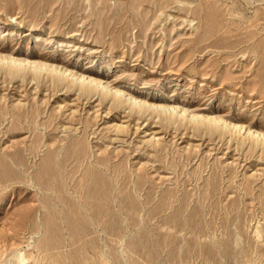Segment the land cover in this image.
I'll list each match as a JSON object with an SVG mask.
<instances>
[{
	"label": "rangeland",
	"instance_id": "1",
	"mask_svg": "<svg viewBox=\"0 0 264 264\" xmlns=\"http://www.w3.org/2000/svg\"><path fill=\"white\" fill-rule=\"evenodd\" d=\"M0 52L264 131V0H0ZM1 69L0 264H264L262 144Z\"/></svg>",
	"mask_w": 264,
	"mask_h": 264
},
{
	"label": "bare ground",
	"instance_id": "2",
	"mask_svg": "<svg viewBox=\"0 0 264 264\" xmlns=\"http://www.w3.org/2000/svg\"><path fill=\"white\" fill-rule=\"evenodd\" d=\"M1 68L4 69V71L9 72V75L12 74L14 77L16 76L17 78L19 75H21V78L22 77L25 78L27 75L29 76V74H32L37 79H41L42 77L45 78L47 76L48 78L50 77L53 80L52 83H54L55 85L57 84V85L61 86V85L66 84L68 89H70V90L73 89V92H74V89L78 88L81 96L90 97L93 95H101L103 97V99H105V101L107 98H109V99L111 98L113 100L112 101L113 106H116V107L128 106L129 109L136 114H137V112L141 113L142 115H146V114L155 115V114H157L158 117L162 118V116H164L167 118V120L178 121L181 125L186 124L189 126L192 125V126H196V127H207L210 131H213V130L217 131V130L222 129L225 131V133H228V134L234 133L235 135L242 136V137L246 138V140H252V142L256 141L257 143L262 144L263 145L262 147H264V131L255 130L252 127L248 126L247 124H243V123L238 122V121H230V120L223 118V116H219V115H216L213 113H206V112H200L197 110H191L189 107L179 105L176 102H168L166 100L162 101V102H157L153 98H150L148 96H140V94L138 95V93H134V92L130 93L129 91H125L124 89H121L120 87H115L110 81L107 80V78L105 76L98 75V74H92V73H88V72H82V70L79 71V70L72 68L71 66L67 65V63L63 64L61 62L45 61V60L44 61H42V60L34 61V60H30L28 58L17 57V55L15 56L14 54H10V53L8 54V53L0 52V69ZM24 78H23V80H24ZM141 114H140V116H141ZM164 121H166V120L164 119ZM179 123H177V124H179ZM174 124H175V122H174ZM196 127H195V129H196ZM193 130H194V127H193ZM197 130H200V129H197ZM210 131H208V133ZM231 136H233V135H231ZM235 138H239V137H235ZM244 141H243V143H244ZM50 157H51V159H49V160H50V167H51L50 172H51V174H50V172L48 173L49 168L46 170H47V174H50V176H51L50 177L51 183H54L53 185L64 184L63 182H61V180H62L61 177H63L62 173L66 171V163H67V161L65 160L66 157L60 158V156L58 154H53ZM67 158L69 159V157H67ZM21 159H22V157H21ZM23 161H24V159H23ZM12 162L14 163V162H16V160H13ZM12 165L14 166V164H12ZM1 166L2 165H0V167ZM7 166H10V165L7 164L6 167ZM46 166H45V168H46ZM48 167H49V165H48ZM10 170H7V172ZM13 170L15 171V169H13ZM92 171H93V169H92ZM42 173H43V171H42ZM44 173H45V171H44ZM86 177H88V176H86ZM91 178H92V176H91ZM93 180H92V182H94ZM99 184H98V186H99ZM62 186H61V188H62ZM91 186L94 187L93 184ZM91 186L89 185V190L91 189L90 188ZM61 188H59L57 191H55L56 189H53V190H54V192L59 194L60 195L59 198L61 200H63V202L68 204V206L70 207L69 213H66V214L74 215V217L79 216V214H82V212L79 211V208L77 206H79L83 203L78 201V202H73L70 205L69 200H66L65 197L63 196L65 193L66 187H64L63 189H61ZM100 188L103 190L102 187H100ZM94 193H95V191H94ZM102 193H103V191H102ZM91 196H92V194H91ZM105 196L106 195H104V197ZM92 198H93V196L91 197V199ZM102 200H103V198H102ZM98 201L99 200H97V203H98ZM106 202H107V196H106ZM85 203H86V201H85ZM100 203H101V201L99 202V204ZM92 205L93 204L90 203V206H92ZM92 208H94V207H92ZM95 212L98 213L97 210ZM199 213H197V214L199 215ZM83 215L84 214H82V216ZM89 216H90V214H89ZM195 217H194V219H195ZM261 234H262L261 231H258L257 236H259V238H260ZM209 252H211V251H209ZM219 253L217 252L218 255H221ZM209 256H210V254H209ZM215 258H216V256H215Z\"/></svg>",
	"mask_w": 264,
	"mask_h": 264
}]
</instances>
